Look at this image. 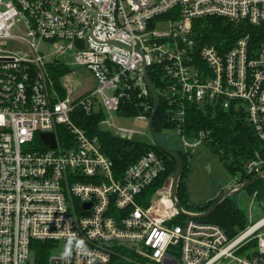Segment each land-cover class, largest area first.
Wrapping results in <instances>:
<instances>
[{
	"label": "built area",
	"instance_id": "obj_1",
	"mask_svg": "<svg viewBox=\"0 0 264 264\" xmlns=\"http://www.w3.org/2000/svg\"><path fill=\"white\" fill-rule=\"evenodd\" d=\"M79 1L97 17L71 1L0 0V264H264V217L230 238L206 219L181 215L174 178L145 206L165 159L150 151L118 177L76 115L100 114L99 126L114 136L153 144L149 130L143 136L114 123L135 105V118L149 128L154 102L145 61L148 74L153 68L168 80L170 104L182 107L174 133L186 154L206 134L184 133L185 102L244 110L264 148V42L249 34L225 50L193 33L194 22L209 17L264 28V0ZM59 67L86 69L95 89L71 96L63 77L59 88L52 75ZM42 134L55 135V149ZM245 173H264V151ZM72 237L86 248L73 246L65 259ZM39 248L46 251L41 261Z\"/></svg>",
	"mask_w": 264,
	"mask_h": 264
},
{
	"label": "trees",
	"instance_id": "obj_2",
	"mask_svg": "<svg viewBox=\"0 0 264 264\" xmlns=\"http://www.w3.org/2000/svg\"><path fill=\"white\" fill-rule=\"evenodd\" d=\"M194 37L201 44H210L218 49L230 50L236 42L243 36L252 35L257 43L264 42V28H256L248 24H236L219 17H209L194 22ZM69 72L67 68H55L52 75L56 80L57 87L60 88V79ZM150 78L161 100V107L155 119V130L160 141L165 145L179 151L184 161L183 175L179 185V199L182 207L192 213L200 214L206 212L215 202L208 201L200 206H191L187 200V175L191 169L193 155L186 154L181 147H174L163 141L160 135L164 130L175 131V116L182 109L177 103L170 102L173 100L171 94L167 92L166 84L168 80L163 75L157 74L155 70L149 69ZM153 100L151 99V102ZM120 115L136 117L138 109L134 106H124ZM185 112L184 133L188 138L194 139L201 132L206 134L204 146L208 148L210 154L216 158L230 173L242 172V178L239 183H243L255 175H247L245 166L253 160L257 152L263 153L264 148L260 142L255 130L248 121L247 113L244 110L238 111L234 106L228 110L220 108L213 103L195 104L185 102L183 104ZM79 121L77 124L88 129L91 137H98L103 152L114 162L115 172L121 177L124 172L133 165L138 159L150 151H154L165 159L166 169L158 181L149 188L144 196L148 201L156 192L162 188L165 183L174 178L177 172V160L172 155L160 151L147 139L124 140L114 136L108 131H104L99 126L102 119L100 114L86 115L82 111L76 113ZM60 139L65 136L60 133ZM246 192L251 196H256V200L264 208V179L250 186ZM206 220L210 223L220 226L230 237H235L247 226L245 214L237 206L232 197H228L210 215ZM38 245V244H36ZM46 253L44 248L36 251V260L41 261L42 256Z\"/></svg>",
	"mask_w": 264,
	"mask_h": 264
},
{
	"label": "rangeland",
	"instance_id": "obj_3",
	"mask_svg": "<svg viewBox=\"0 0 264 264\" xmlns=\"http://www.w3.org/2000/svg\"><path fill=\"white\" fill-rule=\"evenodd\" d=\"M49 55L51 51L46 50ZM53 60H48L51 63ZM61 83L67 87L69 94L78 98L95 89L96 83L92 75L83 68L70 67L69 72L61 79ZM114 123L117 129L131 130L143 136L148 135V123L137 120L135 117L116 116ZM101 129L107 131L106 126L101 125ZM160 138L178 148L179 138L171 130H164ZM243 173H230L214 158L208 148L200 146L193 155L191 169L187 175V200L189 205L200 206L208 201L218 199L227 189L239 184ZM237 206L245 214L247 225L250 220L256 222L264 217V208L257 200L253 199L248 192L243 191L231 196ZM52 255L61 257L62 247L56 248Z\"/></svg>",
	"mask_w": 264,
	"mask_h": 264
},
{
	"label": "water",
	"instance_id": "obj_4",
	"mask_svg": "<svg viewBox=\"0 0 264 264\" xmlns=\"http://www.w3.org/2000/svg\"><path fill=\"white\" fill-rule=\"evenodd\" d=\"M52 1H54V2H60V1L74 2L76 4H79L80 6H83L87 9L91 10L94 13L95 17H97L95 11H93L92 9H90L89 7L84 5L83 2H81L79 0H52ZM109 44L110 45H119V46H123L127 49H130L129 47H127L121 43H118V42H110ZM136 52H138V51H136ZM143 59H144V57H143ZM143 69H144V80H145V83H146V85H147V87H148V89L152 95L153 102H154L153 111H152V114H151L150 120H149L150 137L152 139L153 144L160 151L172 155L177 160L178 167H177V172H176V175H175L174 181H173V199H174L176 207L179 210V212L181 213V215L188 217V218H192V219H202V220L207 219L210 215H212L218 209V207L223 203V201L225 199H227L228 197H231L234 194L246 191L250 186H252L256 182L264 179V173H263L261 175L255 176V177H253V178H251V179H249L243 183H239L238 185L230 187L204 213H200V214H196V213L195 214H187V213H185L183 211V207H182V204H181L180 199H179V185H180L181 178L183 175L184 161H183L182 155L179 153L178 150L165 145L164 143H162L160 141L159 137L157 136V133L155 130V119H156L157 114H158L160 107H161V100H160L158 92L155 88V85H154L153 81L151 80V78L148 74L147 65H146L145 61L143 62ZM41 138L52 149L56 148V138H55L54 134H42ZM90 206L91 205H86L85 208H89Z\"/></svg>",
	"mask_w": 264,
	"mask_h": 264
},
{
	"label": "clouds",
	"instance_id": "obj_5",
	"mask_svg": "<svg viewBox=\"0 0 264 264\" xmlns=\"http://www.w3.org/2000/svg\"><path fill=\"white\" fill-rule=\"evenodd\" d=\"M73 246H75L76 250L78 251L84 250L86 248L85 242L82 239H76L75 237H72L68 240L63 252V257L65 259L71 255Z\"/></svg>",
	"mask_w": 264,
	"mask_h": 264
}]
</instances>
